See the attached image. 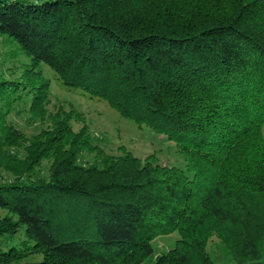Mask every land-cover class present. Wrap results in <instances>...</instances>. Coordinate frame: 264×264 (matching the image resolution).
<instances>
[{
	"label": "trees",
	"instance_id": "16d2710c",
	"mask_svg": "<svg viewBox=\"0 0 264 264\" xmlns=\"http://www.w3.org/2000/svg\"><path fill=\"white\" fill-rule=\"evenodd\" d=\"M0 40L28 59L0 75V264H145L175 232L152 264H217L215 236L264 264V0H0ZM44 66L186 170L104 151L84 114L49 109Z\"/></svg>",
	"mask_w": 264,
	"mask_h": 264
},
{
	"label": "rangeland",
	"instance_id": "374dc122",
	"mask_svg": "<svg viewBox=\"0 0 264 264\" xmlns=\"http://www.w3.org/2000/svg\"><path fill=\"white\" fill-rule=\"evenodd\" d=\"M20 51L16 46L5 45L0 40V75L4 78H16L21 73L28 59ZM55 75L51 68L44 66V77L50 80L52 85L49 109L56 111L59 106L64 105L67 109L73 107L80 114H84L91 128L94 143L104 151L114 155H122L127 151L142 160L153 155L154 162L158 164L186 170V161L176 148L175 142L154 133L146 126L139 127L131 120L121 117L107 102L66 87ZM27 101L30 105L29 100ZM27 115L22 111L13 113L10 121L25 135L31 137L38 134L44 125L29 124ZM74 127L79 129L81 124L74 122ZM84 158L86 161L92 160V163L94 161L93 156L89 154ZM177 240H179L178 232L157 238L153 242V257L145 264H152L155 257L173 249ZM209 253L217 264H234L217 236L210 242Z\"/></svg>",
	"mask_w": 264,
	"mask_h": 264
}]
</instances>
